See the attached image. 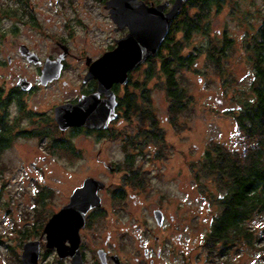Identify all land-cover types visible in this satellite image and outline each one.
Wrapping results in <instances>:
<instances>
[{
    "label": "rangeland",
    "instance_id": "374dc122",
    "mask_svg": "<svg viewBox=\"0 0 264 264\" xmlns=\"http://www.w3.org/2000/svg\"><path fill=\"white\" fill-rule=\"evenodd\" d=\"M103 6L102 0H0L1 93L16 87L19 77L34 80L39 76V70L18 53L21 44L40 55H47L54 48L53 40L65 37L74 55H90L117 37ZM195 11L193 7L186 6L185 12L190 16ZM258 11L264 13L262 0H224L219 8H212L208 18L201 23V31L193 34L188 43L181 40L179 33H174L173 42L183 44L181 56L195 54L193 64L177 72V79L189 101L174 115L168 111L164 79L157 75L159 61H154L155 75L142 89L144 96L151 99L148 108L153 110V117L157 120V143L154 145L157 158L130 167L146 180L147 204L124 209L119 220L148 221L146 209L153 207L159 197L166 196L174 201V206L179 207L173 212L179 220L188 217L189 224H203L200 229H193L192 234L205 235L209 231L217 207L202 188L203 180L195 179V168L203 160L205 151L215 143L223 144L230 150H237L243 145L244 139L232 112L237 108L236 101L247 91L252 74L243 59L240 40L244 32L258 27ZM4 12L7 17L3 16ZM28 12L33 20L24 23L19 16ZM12 27L16 29L11 30ZM59 27L63 29L59 31ZM223 34L233 41V46L217 69L207 57L208 49L212 48L210 42L220 39ZM7 55L11 58L10 65L1 62ZM72 62L71 59L67 61L59 76L61 78L56 79L58 83L47 87L37 84L38 90L25 96L27 108L41 103L40 111L47 112L52 105L74 96V88L85 74V68ZM147 70L148 66H142L133 72L131 81L143 84ZM145 106L142 101L140 108ZM9 112L10 115L15 113L14 108H9ZM50 135L52 139L57 137L54 132ZM83 140L77 139V149L70 151L52 146L46 137L29 135L13 137L8 146L0 150V264H22L21 245L39 240L43 225L66 203L73 188L86 177L102 181L110 192L123 182V164L118 163L121 170L113 173L91 161L101 150V156L114 166L111 163H117L122 156L120 138L113 137L106 147L92 138ZM204 183L214 192L213 185ZM103 196L104 200L109 198L106 191ZM128 210L132 213L129 214ZM249 225L253 229V241L259 243L246 245L240 240L244 247H233L229 256L233 258L232 254H241L235 257L236 263L264 264V213ZM41 245L38 263L59 264L55 254L44 249V239ZM218 247L220 249V245ZM200 263L218 264V261L213 259L212 263H203L201 260Z\"/></svg>",
    "mask_w": 264,
    "mask_h": 264
},
{
    "label": "flooded vegetation",
    "instance_id": "af4514ba",
    "mask_svg": "<svg viewBox=\"0 0 264 264\" xmlns=\"http://www.w3.org/2000/svg\"><path fill=\"white\" fill-rule=\"evenodd\" d=\"M102 1L103 7L110 18L109 10L106 9V3L109 0ZM138 1L143 2L147 6H156L168 1L169 6L164 10L166 12L174 0ZM110 20L113 23L111 18ZM113 25V32L117 34V37H113L105 47L96 50L90 55L88 53L74 55L65 37L55 38L53 40L54 48L47 55H40L27 46L20 45L24 46L29 53L35 55L32 57L35 63L29 62V64L39 70V76L34 80L25 77L17 78V83L20 78L25 79L29 83L26 91H22L16 83V87L13 86L6 93L0 94V150L2 148L5 149L13 137L22 138L29 137V135L39 138L46 137L52 146L69 149L70 151L77 149V139L84 141V138H92L98 144L101 143L106 147L113 137L120 138L122 156L117 159V163H111L114 166H110L108 160L101 156V150L97 151L96 155L91 158L94 164L102 166L105 170L113 173L121 170L117 165L118 163L123 164L125 168L123 169V182L112 192L108 190V187L102 181L90 176L85 178H93L100 181L104 187L98 191L100 205L91 208L86 213L84 224L78 231V258L76 264H202L200 263L201 260H203V263L208 261L212 263L213 259H216L218 264H241L235 262V257L238 258L241 254L234 253L232 254L233 258L229 256L233 247L222 249L220 242H212L210 237L212 224H209L207 234H192L191 231L193 229H200L203 224H189L188 217L179 220L173 214L174 210L179 207L174 206V201L166 196L156 199L153 207H150L148 202L150 207L146 209L149 214L148 221L126 222L119 220L124 209L134 208L138 205L143 207L147 204L146 199H148V196L145 195L146 180L142 178L141 173L133 171L130 167L142 162L156 160L157 152L154 150V145L157 143L155 133L157 120L153 117V110L148 108L151 105V99L144 96L140 82L131 81V75L142 66H147L155 55L129 72L125 85L113 84L111 86L115 100L114 113L111 115L112 119L103 129H92L85 126L69 127L64 131L59 129L55 121V109L57 107L76 105L80 99L97 94V80L95 78H85L89 66L105 53L114 50L117 46L116 41L123 38L129 31L128 26L125 24L119 28L114 23ZM62 29L59 27L58 30L61 31ZM62 47L67 49V54L61 61V71L67 66L69 59L77 67L83 66L85 68V74L79 78L78 86L74 88V96L52 105L47 112L40 111L42 108L41 103L34 105L32 108H27L25 96L35 93L38 90L37 84L47 87L53 83H58V81L53 80V82L45 85L41 84L40 73L45 63L56 61L63 54ZM22 59L28 62L23 56ZM1 62L10 65V56H5ZM63 84L66 85L67 83L64 81ZM98 99L106 100L108 97L104 94H99ZM142 101L146 105L144 109L140 108ZM11 107L15 111L12 115L9 112ZM126 129L131 130V132H126ZM52 132L57 136L54 139L50 137ZM81 185L82 183L73 188L66 203L60 209L69 203L73 191ZM105 191L109 194L107 200H104L103 196ZM139 195L143 197L140 198ZM128 213L131 214L132 211L128 210ZM44 226L45 224L43 228ZM42 239H44V249L52 251L59 264H72L73 259L71 256L59 259L55 249L45 248V235H42V233L39 236V240H33L40 243L38 261L41 257ZM65 245H69L68 240L65 241ZM219 245L222 250L219 249ZM242 248L243 246L239 249Z\"/></svg>",
    "mask_w": 264,
    "mask_h": 264
},
{
    "label": "trees",
    "instance_id": "16d2710c",
    "mask_svg": "<svg viewBox=\"0 0 264 264\" xmlns=\"http://www.w3.org/2000/svg\"><path fill=\"white\" fill-rule=\"evenodd\" d=\"M262 2L264 4V0ZM223 3L224 0L186 2L179 17L171 24L161 49L147 64L148 70L141 87L144 89L146 82L155 75L153 64L157 59V75L164 79L165 96L171 115L180 112L189 101L177 79V72L190 67L195 58L193 53L181 56L183 44L173 42L174 33H179L181 40L188 43L193 34L201 31V23L208 18L212 8H219ZM186 6L196 9L192 16L188 11L185 12ZM2 14L7 17L5 12ZM258 15V27L244 32L240 40L243 59L252 74L245 91L247 93H242L243 97L236 101L237 108L232 112L238 131L243 136V145L237 150H230L218 143L211 145L205 151L203 160L196 165L194 173L195 179L203 180L202 188L208 192L211 202L217 207L211 220L210 237L212 242H220L222 249L244 247L240 240L246 245L258 244V241H253V229L249 222H256V218L264 213V13L258 11ZM19 19L28 23L33 17L28 12L20 15ZM15 29L16 27L11 28ZM210 46L212 48L208 49L207 57L219 69L228 49L233 46V41L223 34L220 39L210 42ZM204 181L214 186V192L207 188ZM56 262L59 263L57 260Z\"/></svg>",
    "mask_w": 264,
    "mask_h": 264
},
{
    "label": "water",
    "instance_id": "95a60500",
    "mask_svg": "<svg viewBox=\"0 0 264 264\" xmlns=\"http://www.w3.org/2000/svg\"><path fill=\"white\" fill-rule=\"evenodd\" d=\"M189 0H174L169 6L165 1L156 6H147L138 0H109L106 9L110 18L119 28L128 26V33L116 41V48L105 53L92 63L85 78H95L98 83L97 94L84 97L76 105H62L55 109V121L61 131L69 127L85 126L92 129H103L112 119L115 100L111 91L113 84L125 85L128 73L155 55L167 37L171 24L178 17L183 5ZM56 61L44 64L40 73V82L45 85L59 78L62 70L61 61L67 54ZM19 54L34 62L35 55L29 53L24 46L19 47ZM31 55V56H30ZM35 63V62H34ZM22 91H26L29 83L20 78L17 83ZM104 94L106 100H99ZM102 182L87 178L76 188L69 203L57 213L51 215L42 231L45 235V248L55 249L59 259L71 256L72 264H76L78 255V231L84 224L86 213L100 205L98 191L103 189ZM68 240L69 245H65ZM40 256L39 241H28L22 245L20 255L22 264H38Z\"/></svg>",
    "mask_w": 264,
    "mask_h": 264
}]
</instances>
